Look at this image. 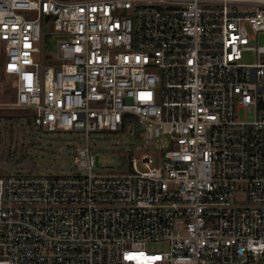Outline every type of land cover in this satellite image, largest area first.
Segmentation results:
<instances>
[{"label": "built area", "instance_id": "built-area-1", "mask_svg": "<svg viewBox=\"0 0 264 264\" xmlns=\"http://www.w3.org/2000/svg\"><path fill=\"white\" fill-rule=\"evenodd\" d=\"M41 20L57 35L42 61ZM258 32L264 0H0V108L82 132L87 170L0 174V264H264ZM133 122L149 150L93 173L90 133Z\"/></svg>", "mask_w": 264, "mask_h": 264}, {"label": "rangeland", "instance_id": "rangeland-1", "mask_svg": "<svg viewBox=\"0 0 264 264\" xmlns=\"http://www.w3.org/2000/svg\"><path fill=\"white\" fill-rule=\"evenodd\" d=\"M26 17H32V12L22 11ZM41 30L39 40L36 45L39 47V58L44 60L47 54H53L54 42L57 35L51 33L53 30L52 20H41ZM258 44H264V32H258L253 40ZM2 51L0 48V61ZM253 51L243 52V61H254ZM0 81H3V75L0 70ZM0 114L14 115L12 121L0 128V159L11 163L10 168L0 166V174H47V175H68L86 173V169L77 168L71 159L73 149L84 142V134L80 131L54 130L47 131L38 128L33 122H26L20 115L16 118V109L0 108ZM239 115L247 119L252 118V113L248 110H239ZM3 117L0 116V120ZM19 123H22L23 135L20 133ZM128 129L123 128L116 131L101 130L90 133L91 151L94 154L93 173L126 171L129 168V158L131 155H138L145 150H149L148 143L145 141V130L143 125L127 123ZM45 136L62 137L63 139H46ZM95 136L100 138L96 139ZM139 139L138 147H135V139ZM67 146L69 149L68 161L72 169L65 171L57 168H48L47 165L57 166L64 161L61 154V147ZM24 157L30 159L32 166L28 169L21 167V161ZM169 243L166 240L148 241L144 249L148 252L165 251Z\"/></svg>", "mask_w": 264, "mask_h": 264}, {"label": "water", "instance_id": "water-1", "mask_svg": "<svg viewBox=\"0 0 264 264\" xmlns=\"http://www.w3.org/2000/svg\"><path fill=\"white\" fill-rule=\"evenodd\" d=\"M47 17L48 16L46 15V18ZM11 121L12 120H10V119L9 120H0V128L3 125H5V124L10 123ZM20 133H21V135H23V131H22L21 128H20ZM44 138H46V139H54V140L63 139L62 137H52V136H45ZM61 154L64 156V158L66 157V155H67V147L66 146H62L61 147ZM0 166L3 167V168H10L11 164H10V162L0 160ZM31 166H32V163H31L29 158H25L23 160V163L21 164V167L25 168V169H28ZM46 167H48V168H57V169H68L69 168V166L66 163H64V165H57V166L47 165Z\"/></svg>", "mask_w": 264, "mask_h": 264}, {"label": "trees", "instance_id": "trees-1", "mask_svg": "<svg viewBox=\"0 0 264 264\" xmlns=\"http://www.w3.org/2000/svg\"><path fill=\"white\" fill-rule=\"evenodd\" d=\"M0 116H5V118H11L12 117V115H6V114H1Z\"/></svg>", "mask_w": 264, "mask_h": 264}, {"label": "flooded vegetation", "instance_id": "flooded-vegetation-1", "mask_svg": "<svg viewBox=\"0 0 264 264\" xmlns=\"http://www.w3.org/2000/svg\"><path fill=\"white\" fill-rule=\"evenodd\" d=\"M24 158H26V157H24ZM24 158H23V159H24ZM0 160H1V159H0ZM2 161H3V160H2Z\"/></svg>", "mask_w": 264, "mask_h": 264}]
</instances>
